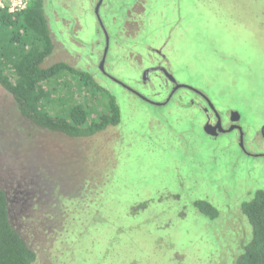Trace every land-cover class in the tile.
Returning <instances> with one entry per match:
<instances>
[{
    "label": "rangeland",
    "instance_id": "374dc122",
    "mask_svg": "<svg viewBox=\"0 0 264 264\" xmlns=\"http://www.w3.org/2000/svg\"><path fill=\"white\" fill-rule=\"evenodd\" d=\"M96 1L45 0L54 50L43 67L63 62L89 74L116 99L120 125L69 138L22 118L0 87V189L12 226L33 264H235L251 237L240 205L264 189V157L244 155L232 132L206 135L203 106L156 107L118 83L161 102L139 71L154 59L145 48L165 43L175 80L237 111L250 153H264V0H111L124 35L103 10L99 17L104 70L118 83L100 76L106 38ZM57 82L47 85L57 88L50 109L84 101L94 115L104 109L106 99L77 77ZM197 200L217 218L200 214Z\"/></svg>",
    "mask_w": 264,
    "mask_h": 264
},
{
    "label": "trees",
    "instance_id": "16d2710c",
    "mask_svg": "<svg viewBox=\"0 0 264 264\" xmlns=\"http://www.w3.org/2000/svg\"><path fill=\"white\" fill-rule=\"evenodd\" d=\"M43 8V0H29L21 12L0 11V87L12 97L20 116L41 129L75 139L117 127L121 116L116 99L89 74L63 62L43 67L54 50ZM68 75L77 77L87 90L94 89L104 97V109L94 115L88 101L71 104L61 111L50 109L56 101L52 95L57 88L50 89L47 85L57 86V81ZM174 103L177 109L191 108L187 99H173ZM194 207L210 220L218 216L217 208L208 201L197 200ZM228 207L233 208L231 204ZM8 210L7 195L0 189V264H33L36 254L12 226ZM240 211L250 226L251 237L234 262L264 264V189L242 202Z\"/></svg>",
    "mask_w": 264,
    "mask_h": 264
},
{
    "label": "flooded vegetation",
    "instance_id": "af4514ba",
    "mask_svg": "<svg viewBox=\"0 0 264 264\" xmlns=\"http://www.w3.org/2000/svg\"><path fill=\"white\" fill-rule=\"evenodd\" d=\"M98 1V0H97ZM96 1V3H97ZM44 2V5H45V0H43ZM106 2V3H105ZM125 5V2L124 0H122V2H120V4ZM131 3V2H130ZM105 4V5H104ZM96 5V4H95ZM136 6V4H132L130 5V8L129 10H134V7ZM95 8V7H94ZM100 10H103L104 13L102 14L104 19L108 20L109 23L113 26V28L116 30V32L119 34V28L118 26H121V22L120 20L118 21L117 24L114 25V6L112 5V2L111 0H102V3L99 7V15H100ZM131 13V11H130ZM93 14L95 16V12H94V9H93ZM132 14V13H131ZM135 14V12H134ZM109 16H112L111 19ZM96 18V17H95ZM97 19V18H96ZM98 23V21H97ZM99 24V23H98ZM116 27V28H115ZM99 30L101 32H103L99 26ZM106 31V30H105ZM121 34L124 35V30H123V27L121 26ZM52 35V34H51ZM167 45V44H166ZM165 45V43H163L160 47L154 49L153 47H151L150 49L152 50H146L145 48V56H149L150 55L154 58L153 61H151V57L150 58H147V60H145V64L142 63V67L140 69L139 72H141V76H140V84L143 86H147L148 84L150 83H154L156 84L157 88L158 86L160 87V90L163 92V95L162 96H158L159 95V92L155 93L153 97H161L162 98V101L159 102V103H164L165 101L169 100L168 103L164 106H161V108H166L168 106L171 105V107H176V104L174 103L173 104V99H178L180 101H184V100H188L189 103H190V106H193L195 107V105H198V106H203L202 107V111H203V114H204V117H205V120H204V123L202 125V128L204 130V128L206 126H216V124L218 123V119L216 118L215 114L213 113V111L209 108V106L207 105L206 101L203 99L202 96L196 94L195 92H193L192 90H188V89H185V88H181V89H178L176 90L175 92L172 93V90L174 89V85L169 81V79L166 77L165 73H169L173 76V74L171 73V68H172V65H171V60L169 59V55L166 54V49L167 46ZM67 51V50H66ZM103 57V54L100 56L99 60H98V68H99V64H100V61ZM137 59V57H135ZM135 59V60H136ZM138 60H136V62L134 63H140V62H137ZM140 61V60H139ZM103 75H100L101 77H105V78H109L110 77L107 75V74H104L102 73ZM174 78V76H173ZM175 79V78H174ZM110 80H113L112 78ZM177 82V81H176ZM161 83V84H160ZM178 83V82H177ZM165 85V89L167 90L168 89V92L167 94H165L164 92V89L162 87V85ZM180 84V83H178ZM190 86V85H189ZM125 89V88H124ZM153 89L156 90L155 87H153ZM126 90V89H125ZM159 90V91H160ZM128 91V90H126ZM129 92V91H128ZM179 93H183V94H179ZM133 94V93H132ZM141 94V93H140ZM135 97L139 98L138 96H136L135 94H133ZM152 96V95H151ZM206 96V95H205ZM147 97V95H146ZM207 97V96H206ZM149 98V97H148ZM208 98V97H207ZM150 99V98H149ZM152 99V98H151ZM150 99V100H151ZM211 101V100H210ZM204 103V105L202 104ZM212 103V102H211ZM213 104V103H212ZM214 106V104H213ZM214 109L216 110V112L218 113L219 115V122H220V126L226 130L228 128H230L231 126H233L234 124L235 125H238L241 127V125L239 124L240 123V120H239V123H233L231 122L230 118H231V113L232 111L234 110H226L225 112H222L220 110H218L215 106H214ZM222 112V113H221ZM242 129V127H241ZM242 132H243V129H242ZM228 134V133H227ZM232 134H236L237 135V139H238V142H237V145L239 146V132L237 130H233L232 131ZM220 135H223V134H218L217 136L215 137H212L211 139H215V138H218L220 137ZM235 135V136H236ZM262 135V136H261ZM260 138H261V142L263 144V147L262 149H264V134L262 133V131H260V134H259ZM244 137H245V134L243 132V142H244V149H241V151L243 152L244 155L246 156H249V157H264V153H255V154H252L250 153L249 151V146L248 144H246L245 140H244ZM255 147V144L252 145V148ZM259 148V147H257Z\"/></svg>",
    "mask_w": 264,
    "mask_h": 264
},
{
    "label": "water",
    "instance_id": "95a60500",
    "mask_svg": "<svg viewBox=\"0 0 264 264\" xmlns=\"http://www.w3.org/2000/svg\"><path fill=\"white\" fill-rule=\"evenodd\" d=\"M101 3H102V0H98L97 1V3H96V5H95V8H94V12H95V16H96V18H97V21H98V23H99V26H100V28H101V30L103 31V34H104V36H105V40H106V42H105V44H106V48H105V51H104V53H103V57H102V59H101V61H100V64H99V70H100V72H102V73H104V74H106V72H105V70H104V62H105V59H106V55H107V49H108V36H107V33H106V31H105V28H104V26H103V24H102V21H101V19H100V17H99V7H100V5H101ZM165 75H166V77L169 79V81L174 85V89L172 90V93L173 92H175L176 90H178V89H181V88H185V89H188V90H192L193 92H195L196 94H198V95H200V96H202L203 97V99L206 101V103H207V105L209 106V108L213 111V113L215 114V116H216V118L218 119V123L216 124V126H206L205 128H204V133L206 134V135H208V136H210V137H215V136H217L219 133L220 134H227V133H230V132H232L233 130H237L238 132H239V147L241 148V149H244L243 147H244V142H243V132H242V129H241V127L240 126H238V125H233V126H231L230 128H228V129H226V130H224L221 126H220V122H219V115H218V113L216 112V110L214 109V106H213V104L211 103V101L202 93V92H200L198 89H196V88H194V87H192V86H189V85H185V84H178L177 82H176V80L173 78V76L171 75V74H169V73H165ZM114 81V80H113ZM114 82H116V81H114ZM116 83H118V82H116ZM119 85H121L123 88H125L126 90H128L129 92H131V93H133V94H135L136 96H138L141 100H143V101H145L146 103H149V104H151V105H154V106H156V107H161V106H164V105H166L167 103H168V101L169 100H167V101H165L164 103H159V102H154V101H152V100H150V99H148L146 96H144V95H142V94H140L139 92H137V91H135V90H133L132 88H130V87H126L125 85H123V84H121L120 82L118 83ZM239 119H240V114L237 112V111H232V113H231V118H230V120H231V122H233V123H236V122H238L239 121ZM262 133L264 134V127L262 128ZM8 200V199H7ZM9 211V210H8Z\"/></svg>",
    "mask_w": 264,
    "mask_h": 264
},
{
    "label": "built area",
    "instance_id": "2783aa9c",
    "mask_svg": "<svg viewBox=\"0 0 264 264\" xmlns=\"http://www.w3.org/2000/svg\"><path fill=\"white\" fill-rule=\"evenodd\" d=\"M29 0H0V11L5 10L9 14L21 12L27 8Z\"/></svg>",
    "mask_w": 264,
    "mask_h": 264
}]
</instances>
